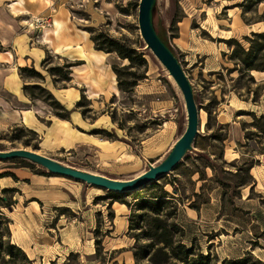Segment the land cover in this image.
I'll list each match as a JSON object with an SVG mask.
<instances>
[{
    "label": "rangeland",
    "instance_id": "rangeland-1",
    "mask_svg": "<svg viewBox=\"0 0 264 264\" xmlns=\"http://www.w3.org/2000/svg\"><path fill=\"white\" fill-rule=\"evenodd\" d=\"M139 3L140 0H0V53L7 55L4 61L17 64L10 54L14 47L20 48L21 56L22 49L28 48L34 49V53L41 49L47 52L41 62H27L23 68L14 65L6 74L17 72L23 90L27 85H40L52 94L55 90L57 95L53 96L70 112L69 118L62 119L43 99L32 100L24 92L25 97L37 101L35 112L42 116L52 111L56 123L61 125L53 130L52 120L34 118L36 124L44 127L37 132L29 122L16 124L14 120H3L2 111L12 113V110L0 99L3 106H0V150L31 149L112 179H129L144 170L138 152L156 162L168 151L178 136L183 111L161 64L152 53L130 64L116 52L96 50L93 41L99 34L107 35L126 49L140 53L144 43L139 35ZM169 5L171 24L174 19L170 26L172 41L199 91L202 105L201 136L196 142L201 156H190L174 173L139 192L118 195L50 175L26 161H0V176L11 175L0 179V242H12L13 236L14 241L32 238L38 246L35 253L38 255L26 256L33 264H136L131 248L136 241L129 233V219L119 217L115 226L112 215L121 210L118 205L114 210L113 205L119 200L133 207L139 198L160 196L162 191L169 193L179 209L199 210L214 199V205L208 207L212 211L203 220L206 224L201 243L235 241L237 236L243 240L256 239L252 248L264 246V154H260L264 151V138L258 139L256 135L262 134L251 126L253 115L257 118L264 115V72L241 74L239 60L245 58L242 49H251L249 39H254L253 34L264 33V0H169ZM73 45L83 59H87L86 45L99 51L103 55L102 66L95 72L87 71L85 62L69 63L55 53L60 47L72 49ZM253 45L256 53L251 56L252 63L264 65V39ZM47 47L54 48V53ZM24 60L20 64L25 65ZM71 64L84 69L78 75L85 83L81 82L82 88L73 85V67L56 78L48 72ZM26 67L35 68L43 79L22 73ZM115 68L123 70L120 78L125 82L135 81V77L142 80L123 92ZM65 74H69L70 82L62 81ZM70 86L80 91L81 98L66 107L62 92L57 89ZM0 92L10 97L7 91ZM34 94L44 97L39 90ZM12 103L17 102L12 99ZM73 112L77 118L72 125L60 122H71ZM62 126L69 127L70 132L73 128V135L85 139V143L69 148L71 139ZM249 131L256 135L250 136ZM247 135L252 139L247 140ZM218 136L226 140L222 142ZM252 159L257 161L252 176L259 177L263 186L255 189V179L254 184L237 190L235 195L234 186L245 177H235L233 173L243 160ZM221 180L229 189L220 186ZM220 206V215L225 217L219 219L214 212ZM127 209L129 217L132 210ZM149 221L145 219L141 223L142 232L137 233H144ZM221 226L224 228L219 230ZM241 228L245 235L241 234ZM119 246L126 248H109ZM93 250L95 253L91 255ZM97 250H101L100 255ZM56 253H61L59 259ZM209 253L222 264L216 250ZM0 257V264H28L19 253L10 258L0 252ZM245 257L249 264H262L251 252Z\"/></svg>",
    "mask_w": 264,
    "mask_h": 264
},
{
    "label": "trees",
    "instance_id": "trees-1",
    "mask_svg": "<svg viewBox=\"0 0 264 264\" xmlns=\"http://www.w3.org/2000/svg\"><path fill=\"white\" fill-rule=\"evenodd\" d=\"M174 19H172L171 28L173 26ZM254 39L249 41L251 42V49L249 51L242 49V55L245 56L244 60H240L241 69L240 73L244 72H264V65L256 66L252 63L251 56L256 53L254 42L258 39H264V33L253 34ZM93 41L96 45V50H102L106 53L116 52L120 58L124 60H129L130 64H133L137 60L143 59L144 54L138 53L135 49L125 48L120 41L115 40L107 35L99 34L97 37H93ZM234 41V40H233ZM233 56H236V52H233ZM74 65H66L65 68L55 67L48 69L49 74L52 78H56L59 74H63L65 69H71ZM118 75L119 88L123 92H128L134 86L137 85L138 81L142 80L141 78L135 77V81L125 82L120 77L122 76L123 70L118 68L114 69ZM22 73H30L31 77H36L37 79H43V75L37 72L35 68H24L21 70ZM259 71V72H258ZM55 83L57 82L56 79ZM62 81L70 82L69 74H65ZM39 90L43 93L44 97L38 98L35 96L34 91ZM25 94L31 97L32 100H44L47 102L53 110H55L56 116H59L62 119L69 118L70 112L66 110L58 101L53 94L40 85H27L24 88ZM63 111V112H62ZM210 119V114L208 116ZM254 122L251 126L257 129L261 136L256 135V133H251L250 136L256 135L258 139L264 138V115L257 118L253 115ZM211 120V119H210ZM209 125V123H208ZM218 140L224 142L226 139H222L221 136L217 137ZM252 138L247 135V140ZM249 145L247 144L246 147ZM264 154V151L260 153ZM209 157V156H207ZM210 160V158H208ZM257 165V161L252 160H243L242 165L237 168L236 172L233 173L235 177H242L239 185L234 186L235 195L238 193L237 190L241 188L248 187L255 183V178L252 176L251 171ZM30 168L31 166H27ZM11 176L9 174H1L0 179L4 177ZM220 186L227 190L229 185L223 180L220 181ZM4 192L7 189L3 190ZM117 195V194H116ZM233 199V198H231ZM120 202L121 204L126 205L129 209L132 210V214L129 216V233H132L131 238L136 240L135 246L133 248L134 257L136 264L145 262L146 264H170L172 261H175L177 264H218V261L212 258L211 254L205 255L200 249V246L194 240L191 246L185 244V231L183 227L177 222L178 215V205L170 199L169 193L162 191L160 196H151L150 198H139L135 205L130 206L128 202L116 200L115 203ZM144 212H148V216L144 215ZM112 217H114L112 215ZM149 218V226L146 228L144 233L142 232L143 227L141 223L145 219ZM141 243H144L141 245ZM101 250H97L96 254L100 255ZM0 252L2 255H6L10 258H14L16 253H19L28 264H33L26 253L21 247L13 245L12 242H0ZM5 257V256H4ZM1 258V257H0ZM4 261H6L4 259ZM103 263V261H101ZM217 262V263H216ZM248 257L236 259V260H223L222 264H249Z\"/></svg>",
    "mask_w": 264,
    "mask_h": 264
},
{
    "label": "water",
    "instance_id": "water-1",
    "mask_svg": "<svg viewBox=\"0 0 264 264\" xmlns=\"http://www.w3.org/2000/svg\"><path fill=\"white\" fill-rule=\"evenodd\" d=\"M169 11V0H140L139 3V35L144 43L140 53H152L161 64L165 77L177 92L183 111L178 136L158 161L151 162L138 152L145 168L129 179H112L24 148L0 150V161H26L50 175L62 176L118 195L139 192L174 173L190 156L200 157L202 153L196 148V142L201 136L202 105L199 103V91L188 76L178 48L172 41Z\"/></svg>",
    "mask_w": 264,
    "mask_h": 264
},
{
    "label": "crops",
    "instance_id": "crops-1",
    "mask_svg": "<svg viewBox=\"0 0 264 264\" xmlns=\"http://www.w3.org/2000/svg\"><path fill=\"white\" fill-rule=\"evenodd\" d=\"M20 18V17H18ZM46 44V43H45ZM73 48H66V47H60V50L55 51L56 54L58 55H62L67 61H69V63H77V62H85L86 63V68L85 70L87 71H94L96 69H99V67H101V62L103 61V55H101V53L98 51H95L92 46L86 45V47H88V49H86L87 51V59H83L82 57H80L79 55H77V51L75 48V45L72 46ZM19 49L20 48H16L14 47L13 52L10 53L12 54L14 60L16 61L17 64L12 63L11 61L7 60L4 61L5 58L3 57H7L6 54L0 53V90L2 91H7L8 95L11 97H7L3 94H1L0 92V99L4 100L5 102H7V104L9 105V107L12 110V113H8V112H4L2 111V119L3 120H10L13 121V123H24L26 124V122H29L31 125L35 126L36 128H33L34 130H36L37 132L42 131L44 127H42V125H38L36 124L34 118H47L49 120H52V124L53 130H57V128H60V124L56 123L54 117L52 116V111L51 112H46L45 115H40L39 113L34 111V108L37 106V101H31L28 97H25L24 95V90H23V86L20 85V77L18 75V73L16 72L15 74H6V72L11 71L12 69H14V65H17V67H25L27 65V62H30L32 64L37 63V62H41V60H43L46 56L45 50H40L38 52L34 53V49L28 48V50L26 49H22L23 51V55L21 56L19 53ZM47 49L54 53V48L51 47H47ZM22 59L24 60V64L22 65L20 64V62L22 61ZM95 69V70H94ZM82 72H84V69H81L80 67H73V85L76 87H80L82 88V83H84L83 80H79V74H81ZM76 87H72L70 86L68 89H57V92H62V98L65 106L68 104L71 105V103H76L80 100L81 95H80V91L76 88ZM49 90L52 91V89L49 88ZM55 91V90H54ZM53 92V94L56 96V92ZM12 99L15 100L17 103L16 105H14L12 103ZM1 107L2 104H0ZM68 107V106H66ZM75 112H73L71 115V122H69V120H64V121H60L62 123H66L68 125H72V123L75 121L76 117V113L74 115ZM14 114V115H13ZM13 115V117L11 116ZM51 116V117H50ZM64 128V130L66 131V135L69 136V138L71 139V141H69V145L72 149V147H74V145H78L80 143H85V139L80 138L79 136H75L73 135L72 132L73 128L71 129V132L69 131V127L67 126H62ZM50 129V130H52ZM72 133V134H71ZM75 136V137H74ZM255 168L252 169L251 174L253 172ZM254 176V175H253ZM256 179V184H255V189L259 188L262 184L261 179H259V177H255ZM261 194V192H260ZM214 199H211V201L207 204H205L204 206H202V208L195 209V208H183V209H179L178 211V215H177V222H179V224L183 227L184 231H185V244L188 246L192 245V242L195 240L196 242H200V238L204 236H202L203 234H205L204 230H205V222L204 217L206 215V213L208 211H212L211 209H208V207L211 205H214ZM118 205L119 209L121 210V212L116 211L114 217L112 218L113 224L115 226H117L116 221L117 219L120 218H124L126 220L129 219L128 214L126 211H128V207L124 204L121 203H115L113 205L114 210L116 209V206ZM123 206L125 208H123ZM126 209V210H125ZM217 209V206H216ZM221 209L222 206H220L218 208L219 211L215 210L216 212H214V217H219L220 218H224L225 216H221ZM25 210H27L25 208ZM40 213L42 216H44L43 212L40 210ZM221 228L223 229L224 227H220L219 230H221ZM214 229V228H213ZM242 229V228H241ZM219 230H214L215 233H218ZM118 229H115V232H117ZM243 232H241V234L245 235L244 229H242ZM14 233V232H13ZM12 233V234H13ZM31 237V233L28 234ZM251 235V233H250ZM12 242L15 245L20 246L24 252L26 253L27 256H29L31 258V256L29 254L33 255H38L35 254L38 250V246L35 244V241L32 238L29 239H21V241L16 240L14 241V236L12 238ZM218 241H220L219 239H217ZM136 241V240H135ZM189 243V244H188ZM218 243V244H217ZM252 243H257L256 239H248V240H243L242 238H238L236 236L235 241H225L222 240L221 242H215V240H210L206 243H198V245L201 247V249L203 250L204 254H207L209 252H212L213 250H216V253L218 255V258L222 261V260H236V259H241L243 258L247 253H252L257 259H259L262 264L264 263V246L262 244H259V248H252ZM214 244H217L215 246H213ZM135 243L131 246L132 251L134 248ZM211 247V248H210ZM111 249H119V248H126V246H119V247H109ZM207 251V253H205V250ZM108 248H106L105 250H107ZM212 249V250H211ZM104 250V251H105ZM78 253V251H76ZM75 252V253H76ZM93 253H95V251L93 250L91 252V255H93ZM61 253H56L57 258L59 259V257ZM134 254V253H133ZM43 254H39L40 257ZM35 259L34 257L31 259L33 260ZM133 259L135 260V257L133 255ZM136 263V260H135ZM83 264V263H82Z\"/></svg>",
    "mask_w": 264,
    "mask_h": 264
}]
</instances>
